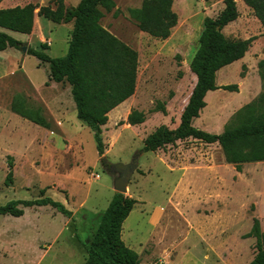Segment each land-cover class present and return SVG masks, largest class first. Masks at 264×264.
<instances>
[{
	"label": "rangeland",
	"instance_id": "obj_1",
	"mask_svg": "<svg viewBox=\"0 0 264 264\" xmlns=\"http://www.w3.org/2000/svg\"><path fill=\"white\" fill-rule=\"evenodd\" d=\"M62 1L67 9L80 2ZM142 1L113 0L115 9L101 21L138 56L134 95L108 114L101 157L93 133L76 115L41 113L46 129L11 110L17 97L26 109L48 110L46 104L56 94L49 89V67L27 51L47 44L45 54L51 59L64 57L72 23L56 25L36 16L41 7L53 8L54 0H11L0 7L37 8L30 35L8 33L25 44V54L15 49L0 53V207L47 197L71 212L69 219L49 207L24 209L21 218L0 216V264H84L82 243L89 242L116 194L122 168L129 174L124 196L137 204L122 225L121 239L136 252L139 264H249L255 257L256 240L243 237L253 219L264 230V163L243 165L237 173L217 144L192 139L141 153L145 139L159 127L174 130L179 125L196 83L189 64L204 20H215L224 5L220 0H175L177 26L169 39L159 41L140 32L129 17L128 11L139 9ZM235 3L239 17L222 34L232 42H253L242 60L216 75V86L236 85L237 93H208L206 107L193 121L196 129L214 135L264 95V68L259 69L264 29L242 0ZM58 86L62 92L67 87ZM131 113L144 116V123L127 125Z\"/></svg>",
	"mask_w": 264,
	"mask_h": 264
},
{
	"label": "trees",
	"instance_id": "obj_2",
	"mask_svg": "<svg viewBox=\"0 0 264 264\" xmlns=\"http://www.w3.org/2000/svg\"><path fill=\"white\" fill-rule=\"evenodd\" d=\"M3 1L9 0H0V4ZM174 1L143 0L139 9L129 10L128 14L140 32L155 40L166 41L178 22L172 10ZM220 1L224 9L215 20H204L198 49L189 64L196 83L181 113L179 125L174 130L159 127L145 139L141 153H154L176 142L192 139L206 145L217 144L225 163L241 173L243 165L264 163V95L239 110L219 135L206 133L193 126V121L206 107L205 97L208 93L217 90L237 93L236 85L216 86V75L223 68L242 60L253 42L252 39L232 42L224 37L222 30L234 23L239 14L235 0ZM242 2L264 29V0ZM36 9L32 5L0 8V53L7 49L19 50L21 42L8 33L30 35ZM114 9L113 0H80L72 9L65 8L62 0H54L53 8L41 7L36 16L56 25L72 23L66 55L51 59L45 54L49 49L47 44H41L39 51H27L29 56L48 65L50 82L69 86L76 118L93 133L95 149L100 157L105 151L102 127L107 124L108 114L129 100L136 88L137 53L101 26L105 14ZM116 15L117 11L114 13ZM263 68L264 62H261L259 69ZM260 78L264 80L263 75ZM23 103L21 98H15L11 105L12 112L48 129L49 125L41 116V110L26 109ZM144 120V116L131 113L126 124L134 127L143 124ZM9 168L7 183L11 182V166ZM136 204L135 200L123 195L113 196L99 217L89 242L82 243L86 252L84 264H139L136 252L121 239L122 225ZM45 207L65 218H71V212L64 205L47 197L11 201L0 207V216L21 218L24 209ZM250 238L256 240V255L249 264H264V230L261 231L256 219L252 221L250 232L243 237Z\"/></svg>",
	"mask_w": 264,
	"mask_h": 264
},
{
	"label": "crops",
	"instance_id": "obj_3",
	"mask_svg": "<svg viewBox=\"0 0 264 264\" xmlns=\"http://www.w3.org/2000/svg\"><path fill=\"white\" fill-rule=\"evenodd\" d=\"M9 1H3L0 7H2L5 2L9 3ZM50 84L51 86H49V89L55 88L56 94L52 97V101L50 102V104H46L48 110L41 109V113L43 115H46L47 114L46 111H48L49 113L56 116L57 118H63L65 114L69 112L72 114V118H73L76 115V111H75V105L71 98L69 86L67 85V87L65 88V91L62 92V90L58 88L59 87L58 85L60 84H55L53 82H51ZM167 259L170 260V256H167ZM253 259L251 260V262L253 261Z\"/></svg>",
	"mask_w": 264,
	"mask_h": 264
},
{
	"label": "water",
	"instance_id": "obj_4",
	"mask_svg": "<svg viewBox=\"0 0 264 264\" xmlns=\"http://www.w3.org/2000/svg\"><path fill=\"white\" fill-rule=\"evenodd\" d=\"M217 31H219V29H217ZM19 51L22 54H25V52H26L25 44H22L20 46ZM124 170L125 169L122 168V171H120L121 178L115 184V192H116V194H120V195H123V196L126 193V185L128 183V180H129V174L124 172Z\"/></svg>",
	"mask_w": 264,
	"mask_h": 264
}]
</instances>
